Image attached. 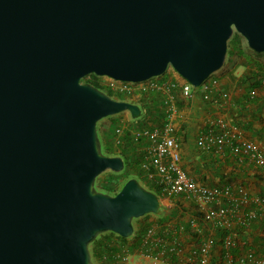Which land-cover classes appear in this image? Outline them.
Returning <instances> with one entry per match:
<instances>
[{"label":"water","instance_id":"obj_1","mask_svg":"<svg viewBox=\"0 0 264 264\" xmlns=\"http://www.w3.org/2000/svg\"><path fill=\"white\" fill-rule=\"evenodd\" d=\"M233 32L264 53V0H0V264H95L89 244L161 200L101 151L98 120L137 103L81 79L143 81L173 68L193 87L224 64Z\"/></svg>","mask_w":264,"mask_h":264},{"label":"crops","instance_id":"obj_2","mask_svg":"<svg viewBox=\"0 0 264 264\" xmlns=\"http://www.w3.org/2000/svg\"><path fill=\"white\" fill-rule=\"evenodd\" d=\"M241 45L242 52L233 51L225 59V66L215 72L217 91L209 98L195 89L187 96L188 103L178 106L180 90L177 88L175 110L167 111L159 91L135 93L131 96L142 104V107L139 105L140 116L132 118L127 111L107 116L110 117L106 120L107 126L114 122L121 129L120 133L109 137L104 124L101 131L104 145L109 142L116 152L124 150L135 166L136 176L133 177L145 187L147 181L141 161L147 140L135 138L134 134L142 128L168 126L178 145L184 174L206 186L229 189L228 195L207 207L225 209L220 222L205 220V208L193 196L159 195V212L147 213L132 222L130 236L124 240L110 234L100 238L94 247L105 244L109 237L112 252L103 251L97 261L99 264H114L123 254L129 255L128 264H195L191 250L209 240L211 244L204 264H239L249 252L264 253V171L250 157L233 153L228 145L207 141L209 135L220 131V122H224L241 134L238 143L251 142L264 155V56ZM157 79H171L178 84L185 80L172 69H167ZM257 199L263 200L262 205ZM249 213H256L254 219H249ZM146 226H152L155 236L162 238L163 244L153 247L152 256L142 248ZM226 238H231L234 245L225 246ZM172 242L177 245L173 252L169 250Z\"/></svg>","mask_w":264,"mask_h":264},{"label":"built area","instance_id":"obj_3","mask_svg":"<svg viewBox=\"0 0 264 264\" xmlns=\"http://www.w3.org/2000/svg\"><path fill=\"white\" fill-rule=\"evenodd\" d=\"M167 69L173 68L168 67ZM96 76V75H95ZM98 81L107 85L114 91L125 92L128 94L144 93L150 90L159 91L163 95L162 103L167 111L175 110L176 90L185 96H190L193 90H199L204 98H209L213 91H217V77L215 72L210 74L203 82L193 87L187 80L182 84H178L171 79L158 80L157 76L148 78L143 81H123L114 79L109 76H97ZM222 96H226L225 92H221ZM120 128L115 127V133H120ZM170 128L164 126L160 128H142L135 132V138H145L147 143L144 148V157L141 161V168L144 170L148 179L154 181L158 187L160 194H185L193 196L198 204L205 208V220H217L225 213L223 207H209L210 204H217L221 197L229 194L227 187H210L201 184L195 180L188 178L180 167V152L175 138L169 133ZM241 139V134L235 131L234 127L227 126L226 123L220 122V131L207 138L210 144H226L230 147L233 153L250 157L254 163L264 171V155L259 152L257 147L251 142L238 143ZM158 195V196H159ZM160 198V197H159ZM257 202L262 205L263 200L257 199ZM207 208V209H206ZM256 213H249V219H254ZM162 238L154 234L152 226H146L145 234L142 238V248L149 256H152V249L154 246H161ZM211 241L201 244L197 248L191 250V257L195 258V264H204L206 262L207 253L210 248ZM225 246L234 245L231 238L224 240ZM166 250V249H165ZM163 249V251H165ZM170 251H176L177 245L172 242ZM151 251V253H150ZM130 257L128 254L121 255L114 264H128ZM239 264H264V253L255 255L249 252L247 256L240 259Z\"/></svg>","mask_w":264,"mask_h":264},{"label":"trees","instance_id":"obj_4","mask_svg":"<svg viewBox=\"0 0 264 264\" xmlns=\"http://www.w3.org/2000/svg\"><path fill=\"white\" fill-rule=\"evenodd\" d=\"M239 36L240 35L238 33H233L232 36L230 37V39L228 40L226 58H228L233 53V51H235V50L242 52V48H241L242 45L240 44V41L238 40ZM81 81L93 84L94 86L103 90L104 92H106L108 95H110L113 98L124 99V100H129V101L131 100L133 102H136L138 105H140L142 107V104L138 100L132 99L131 94L112 90L107 85L100 83L98 81L97 76H95L94 74H89V75L84 76L81 79ZM188 101H189V98L187 96L183 95L181 92H179L177 105L178 106L185 105L188 103ZM114 129H115V127H114ZM114 129H113V131H114ZM98 137H99V135H98ZM99 142H100V148L101 149H102V147L105 148V151H103V149H102L103 153H105L107 155H120L123 158L124 167L121 171L113 172L110 170H106L108 172V177H106V178L104 177V178L100 179V181L98 183H96L95 188L97 190L113 195L119 190V188L122 186V184L128 178H131L135 175L134 173H136L135 172L136 169H135L134 164L132 165L130 163L128 157L124 153V150H120L119 152H116V150L113 149V146L111 143L108 142L104 145V143H103V141H101L100 137H99ZM145 179L147 181L145 184V187L148 188L149 190L154 191L156 194L159 195L160 194L159 189L155 185L154 181H152L151 179H148L146 174H145ZM94 186H95V181H94ZM138 218H136V220ZM106 234L114 235L119 240H124L126 238V237H121V236H119V235H117L111 231H107V232H104V233L97 235V237L89 244L90 245L91 258L95 264H99L97 261H99L102 258V255L104 254V253L102 254L103 251L108 252L110 254L112 252L111 251L112 248L108 244L110 242L109 237H107V239L105 240L106 241L105 244L102 243L101 245L98 246V248L94 247L95 244L100 240V238H102Z\"/></svg>","mask_w":264,"mask_h":264},{"label":"rangeland","instance_id":"obj_5","mask_svg":"<svg viewBox=\"0 0 264 264\" xmlns=\"http://www.w3.org/2000/svg\"><path fill=\"white\" fill-rule=\"evenodd\" d=\"M233 33H236V32H233ZM238 40L240 41L241 44H244V46L247 47L246 42H245L244 38L241 35L239 36V39ZM260 54H262V56H264V53H260ZM224 66H225V62H224L223 66L221 68H223ZM110 116H112V115H110ZM109 119H110V117H106V118L104 117V118L98 120V122L96 124V126H97L96 127L97 133H98L99 137L101 138V141L103 140L102 139V136H101V131H102V125L103 124H104V127L107 128V132L106 133L109 135V137H112L113 138V137L116 136V133H114V131H113L114 127H116V125L114 124V122H111L110 125H109V127L107 126L108 124H106L107 123L106 120H109ZM102 149H103V151H105V148L104 147H102ZM102 149H101V151H102ZM104 177L105 178L108 177V172L107 171L102 172L101 174H99L96 177L95 187H96V183H98L100 181V179H102ZM132 222H136V218H134L132 220ZM89 249H90V245H89Z\"/></svg>","mask_w":264,"mask_h":264}]
</instances>
